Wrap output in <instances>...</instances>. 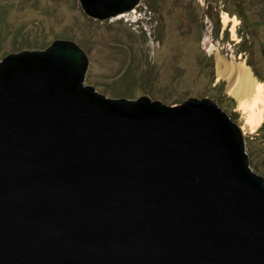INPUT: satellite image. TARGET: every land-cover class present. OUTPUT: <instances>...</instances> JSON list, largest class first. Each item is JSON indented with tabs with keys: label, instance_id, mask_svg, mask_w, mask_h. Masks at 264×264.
Listing matches in <instances>:
<instances>
[{
	"label": "water",
	"instance_id": "obj_1",
	"mask_svg": "<svg viewBox=\"0 0 264 264\" xmlns=\"http://www.w3.org/2000/svg\"><path fill=\"white\" fill-rule=\"evenodd\" d=\"M107 19L141 0H80ZM69 39L0 60V264H264V173L215 97L112 96Z\"/></svg>",
	"mask_w": 264,
	"mask_h": 264
},
{
	"label": "rangeland",
	"instance_id": "obj_2",
	"mask_svg": "<svg viewBox=\"0 0 264 264\" xmlns=\"http://www.w3.org/2000/svg\"><path fill=\"white\" fill-rule=\"evenodd\" d=\"M261 2H244L256 27L249 35L234 0H141L107 19L88 14L80 0H0V60L69 39L88 56L85 84L110 89L112 96L180 103L215 97L246 121L255 168L264 173V115L253 130L231 81L217 70L218 57L243 61L264 83Z\"/></svg>",
	"mask_w": 264,
	"mask_h": 264
},
{
	"label": "bare ground",
	"instance_id": "obj_3",
	"mask_svg": "<svg viewBox=\"0 0 264 264\" xmlns=\"http://www.w3.org/2000/svg\"><path fill=\"white\" fill-rule=\"evenodd\" d=\"M224 18L227 20L229 17L226 14ZM217 70L220 76H225L231 81V92L239 100V106L248 113V124L253 130L256 129L264 115V83L256 79L252 70L243 61L229 63L218 57Z\"/></svg>",
	"mask_w": 264,
	"mask_h": 264
},
{
	"label": "trees",
	"instance_id": "obj_4",
	"mask_svg": "<svg viewBox=\"0 0 264 264\" xmlns=\"http://www.w3.org/2000/svg\"><path fill=\"white\" fill-rule=\"evenodd\" d=\"M236 3H237V6L239 7V9L243 12L242 17L244 19V26L248 29V33L250 35V33H253V31L255 30V26H252L251 22H250V18L247 17V14L245 13V8H244V2L248 1V0H234ZM260 1H262L261 5L263 6L264 5V0H255V2L258 4ZM248 33H247V36H248ZM250 65H251V62H248ZM257 74V72H256Z\"/></svg>",
	"mask_w": 264,
	"mask_h": 264
}]
</instances>
